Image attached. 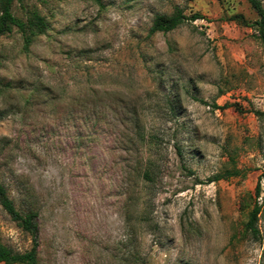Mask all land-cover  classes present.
<instances>
[{
    "label": "rangeland",
    "instance_id": "rangeland-1",
    "mask_svg": "<svg viewBox=\"0 0 264 264\" xmlns=\"http://www.w3.org/2000/svg\"><path fill=\"white\" fill-rule=\"evenodd\" d=\"M99 1L25 0L45 33L26 51L15 29L0 38V183L38 213L39 264H264V44L228 20L257 14L246 0ZM176 8L203 19L149 34ZM257 183L254 242L241 230ZM0 243L32 246L1 207Z\"/></svg>",
    "mask_w": 264,
    "mask_h": 264
},
{
    "label": "trees",
    "instance_id": "trees-1",
    "mask_svg": "<svg viewBox=\"0 0 264 264\" xmlns=\"http://www.w3.org/2000/svg\"><path fill=\"white\" fill-rule=\"evenodd\" d=\"M25 0H0V38L10 34L14 29L20 33L23 41V49L26 51L33 43L34 39L39 35L45 33L47 29V22L43 16L39 14L36 9L27 10L24 6ZM100 3L99 0H94ZM251 8L255 11L258 19L253 23H246L240 15L230 17L228 20H239V22L253 28L257 32L256 38L264 44V8L260 0H246ZM17 2L21 8H24L26 17L21 19L13 13V5ZM203 19V16L198 13H193L186 16L178 8L171 15L159 14L156 15L149 28V34L169 33L179 26L196 20ZM215 108H218L214 105ZM256 117L259 120L264 119V112L256 111ZM151 161H146L141 179L144 182H153ZM240 171L231 169L222 174H218L209 179V182H216L218 180L238 176ZM261 193L260 184L257 183L254 189V202L251 209L247 213V219L241 230L243 237L250 241H259L260 232L257 226L258 216L261 212V205L257 203ZM0 207L10 217V219L32 239V246L29 250L19 253L12 250L10 247L0 243V264H39L38 256V213L32 208L26 211H20L16 208L14 201L8 196L7 190L3 184L0 183ZM234 238V237H233Z\"/></svg>",
    "mask_w": 264,
    "mask_h": 264
}]
</instances>
